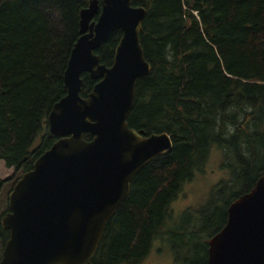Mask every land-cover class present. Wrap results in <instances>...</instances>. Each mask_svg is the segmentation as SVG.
I'll use <instances>...</instances> for the list:
<instances>
[{
  "label": "trees",
  "instance_id": "1",
  "mask_svg": "<svg viewBox=\"0 0 264 264\" xmlns=\"http://www.w3.org/2000/svg\"><path fill=\"white\" fill-rule=\"evenodd\" d=\"M131 2L145 9L139 41L151 69L136 81L126 121L146 135L166 132L172 148L134 175L86 264H139L155 239H175L182 264H208V240L228 205L264 174V0ZM88 3L0 0V160L14 169L0 191L9 182L10 192L57 139L47 115L66 94L63 75ZM121 34L95 50L106 66ZM81 77L85 97L97 80ZM213 147L226 175L199 211L172 219V202L204 170ZM0 236L4 246L9 231L1 225Z\"/></svg>",
  "mask_w": 264,
  "mask_h": 264
},
{
  "label": "water",
  "instance_id": "2",
  "mask_svg": "<svg viewBox=\"0 0 264 264\" xmlns=\"http://www.w3.org/2000/svg\"><path fill=\"white\" fill-rule=\"evenodd\" d=\"M144 14L131 0H89L80 11V36L63 75L66 94L47 115L57 139L8 193L0 264H86L134 175L171 150L166 132L146 135L126 121L136 81L151 69L139 41ZM117 30L122 34L106 66L95 50ZM84 72L97 80L85 97ZM207 254L208 264H264V174L228 205Z\"/></svg>",
  "mask_w": 264,
  "mask_h": 264
},
{
  "label": "rangeland",
  "instance_id": "3",
  "mask_svg": "<svg viewBox=\"0 0 264 264\" xmlns=\"http://www.w3.org/2000/svg\"><path fill=\"white\" fill-rule=\"evenodd\" d=\"M222 159L221 150L213 147L208 161L204 166V170L202 172H196L192 180L184 184L178 198L172 202V219H175L185 209L192 212L195 210L199 211L201 207L208 203L214 192L215 184L226 175V171L221 165ZM13 173L14 169L6 167L3 161L0 160V180L10 178ZM10 187L11 184L7 182L1 188L0 213L5 211L8 206V190ZM1 238L0 236V255L3 248ZM176 242L175 239H155L149 254L139 264H182L174 253V244ZM178 256L180 255L178 254Z\"/></svg>",
  "mask_w": 264,
  "mask_h": 264
}]
</instances>
